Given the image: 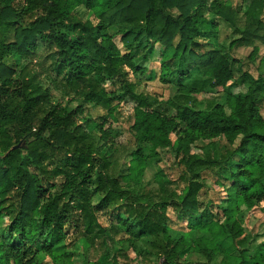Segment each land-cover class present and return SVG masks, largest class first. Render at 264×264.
I'll return each instance as SVG.
<instances>
[{"label": "trees", "instance_id": "1", "mask_svg": "<svg viewBox=\"0 0 264 264\" xmlns=\"http://www.w3.org/2000/svg\"><path fill=\"white\" fill-rule=\"evenodd\" d=\"M240 10L227 0H0V264H77L86 251L83 264H264V242L243 246L238 218L264 203V80L244 71L232 81L217 40L221 21L233 27L227 48L259 55L264 21L247 11L239 28ZM131 75L175 84L172 112ZM231 81L249 84L226 106L189 105ZM127 102L134 145L110 131ZM89 105L104 113L93 118ZM163 151L183 186L159 170L142 191ZM209 175L223 206L206 203Z\"/></svg>", "mask_w": 264, "mask_h": 264}, {"label": "rangeland", "instance_id": "2", "mask_svg": "<svg viewBox=\"0 0 264 264\" xmlns=\"http://www.w3.org/2000/svg\"><path fill=\"white\" fill-rule=\"evenodd\" d=\"M252 1H257L259 6L257 8L254 7V4ZM228 3H232L234 6L239 5L241 6V10L239 14L237 15L236 19V26L239 28H242L243 23H244V18L246 15L247 11H251L254 13V15L257 18H261L264 21V0H227ZM253 5V7H251ZM233 27L224 24L220 21L219 23V28L217 32V40L218 42H221L223 46H221V50L224 54L228 56L229 61L231 62V67L233 70V80L237 79L242 72L247 71L250 75L253 77H257L258 75H261L262 79L264 80V67L262 64H259V55L264 53V45L261 43H257L259 46V55L254 60L248 59V55L250 51L252 50L251 46L248 47H238V48H232L229 49L228 47V42L230 39L233 37V33L231 32ZM160 50V48H158ZM158 49L156 51H153V53L150 56V59L145 62L147 66L150 69H157L159 65V57H158ZM42 49L39 50V54ZM235 59L237 60L236 62H232V60ZM240 68V71L238 70ZM131 79L138 78L140 79V86L139 90H143L144 92L148 93L152 99H154V104L153 107L155 109H158L166 114H170L172 112V108L169 106V104L166 102L168 98L173 97L176 92H177V86L173 83L171 84H163L158 80V76H130ZM230 82L229 85L227 86V89L225 92L221 94H216L212 92L208 87H205L200 93H197L193 99L191 98V101L189 102V105L195 109L199 110H204L207 107H211L217 103L223 104L226 106V97L228 92H232L233 94H238L241 93L247 86L248 82H243L241 84H235L233 82ZM52 97L53 100L59 97V95L55 92H52ZM132 107L133 103L132 102H127L123 106V112L122 115L124 118L120 120L117 123L112 124L111 128V133L119 139L121 142L126 143V144H131L134 145L133 138L131 134L129 133V126L131 125L132 121L129 119V116L131 117L132 115ZM228 111V110H227ZM261 116L264 118V98L260 104V109H259ZM87 112H89L93 118L101 115L104 113V110H102L99 107H94V106H87ZM223 142V141H222ZM207 142H198L197 145H202L203 146V151H205L207 154H213L214 155V150H212L211 145L206 144ZM237 143V142H236ZM221 141H216V145L219 146L221 145ZM223 145V144H222ZM19 144L17 145V147ZM216 148L220 152L221 148ZM223 148V147H222ZM192 150L196 153H200L201 150H198L195 147H192ZM218 152V153H219ZM125 159H120L119 164L121 165ZM162 171L166 177L170 179V181H175L179 187H182L183 184L178 181V177L181 173V169L178 166V164L174 160V156L172 153L168 152H161V160L158 161L157 167L155 170L149 169L144 172V174L141 177L142 180V185H141V190L143 191L144 189L146 190H151L153 191L156 188V185L153 181L154 178H156L157 172ZM205 187L204 190L207 191V201L206 203H209L210 201H213L214 203H217L221 206H223V203L220 201L222 198V192H217L218 189H215L214 186V176L209 175L206 176L205 178ZM170 217L172 222H174L175 217L172 214L171 211H169ZM196 218H198V214L195 215ZM238 218L240 219V223L243 227V231L245 234V240L243 242V246L252 248V246H255L259 243L264 242V203L257 207L256 209L253 210H248L243 212L241 215H238ZM198 222V219L196 220ZM186 223V222H185ZM4 224L1 222L0 225ZM184 225V223H179L175 227L179 228ZM115 246L117 244L115 243ZM225 248L230 251L233 250L234 246L231 241V239L227 238ZM112 251V249L110 250ZM83 257L76 255L75 260L77 264H83L86 262L87 257L91 254V252L86 251L83 252ZM218 257V261H221L222 263H226L227 259V254H221ZM92 259H95V256L92 254L90 256ZM194 259L195 256H192ZM191 259V258H190ZM100 264H107L103 260H99ZM43 264H51V261L48 258H45L43 261Z\"/></svg>", "mask_w": 264, "mask_h": 264}]
</instances>
